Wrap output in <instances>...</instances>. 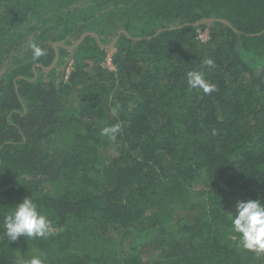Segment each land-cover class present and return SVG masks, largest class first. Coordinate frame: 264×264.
Instances as JSON below:
<instances>
[{"label":"trees","instance_id":"obj_1","mask_svg":"<svg viewBox=\"0 0 264 264\" xmlns=\"http://www.w3.org/2000/svg\"><path fill=\"white\" fill-rule=\"evenodd\" d=\"M25 197L53 232L9 242ZM249 199L264 201V0H0V264H264L229 220Z\"/></svg>","mask_w":264,"mask_h":264},{"label":"clouds","instance_id":"obj_2","mask_svg":"<svg viewBox=\"0 0 264 264\" xmlns=\"http://www.w3.org/2000/svg\"><path fill=\"white\" fill-rule=\"evenodd\" d=\"M31 48L33 59H38L46 54L36 44H32ZM204 63L210 67L214 66L212 59H207ZM187 83L191 89L202 90L206 94L215 90V86L206 81L200 71L188 72ZM120 131V125L116 124L103 128L102 135L114 141ZM229 220L232 230L238 234L240 245L244 250L264 254V201L260 199L238 201ZM3 228L4 236L9 242H16L21 237L46 239L53 232L52 222L41 214L38 205L29 197H25L4 218ZM25 264H45V261L41 256H33L25 261Z\"/></svg>","mask_w":264,"mask_h":264},{"label":"water","instance_id":"obj_3","mask_svg":"<svg viewBox=\"0 0 264 264\" xmlns=\"http://www.w3.org/2000/svg\"><path fill=\"white\" fill-rule=\"evenodd\" d=\"M124 33H126V32L124 31ZM82 40H83V38H81L79 41H77L75 43V45L73 47H71L70 49L71 50L75 49L78 45L81 44ZM116 42H117V39H115L110 44V46L108 47V50H114L115 49V46H116ZM61 45H62L61 43H58L57 45H55V47L56 46H61ZM58 60H59V51H58V49H56V58H55L54 62L52 63V65L50 66V68L47 70V72L51 71L56 66V64L58 63Z\"/></svg>","mask_w":264,"mask_h":264},{"label":"rangeland","instance_id":"obj_4","mask_svg":"<svg viewBox=\"0 0 264 264\" xmlns=\"http://www.w3.org/2000/svg\"><path fill=\"white\" fill-rule=\"evenodd\" d=\"M206 34V33H205ZM204 35V34H203ZM110 46V45H109ZM109 51V54H108V57H107V59H106V61L103 63V66L105 67V68H110V67H112L113 66V63H112V55H113V53L115 52V50H108ZM73 70V66H72V62H70L69 63V65L66 67V69H65V72H66V79L68 78V76H69V74L71 73V71ZM157 257V256H156ZM155 261L156 260H154L153 262H152V264L153 263H155Z\"/></svg>","mask_w":264,"mask_h":264},{"label":"built area","instance_id":"obj_5","mask_svg":"<svg viewBox=\"0 0 264 264\" xmlns=\"http://www.w3.org/2000/svg\"><path fill=\"white\" fill-rule=\"evenodd\" d=\"M203 34H204V35H203ZM200 39L206 41V40L208 39V33H207V32H206V34H205V33H202V34L200 35ZM111 57H112V56H111ZM109 69H110V70H114V66L110 67Z\"/></svg>","mask_w":264,"mask_h":264}]
</instances>
